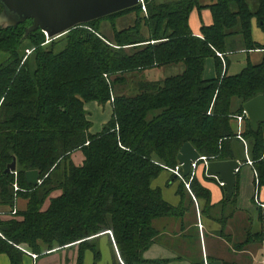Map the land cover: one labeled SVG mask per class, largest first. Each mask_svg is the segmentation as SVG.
Returning a JSON list of instances; mask_svg holds the SVG:
<instances>
[{
  "label": "trees",
  "instance_id": "1",
  "mask_svg": "<svg viewBox=\"0 0 264 264\" xmlns=\"http://www.w3.org/2000/svg\"><path fill=\"white\" fill-rule=\"evenodd\" d=\"M143 1L145 12L139 2L62 34L58 41L64 46L58 51L59 37L45 44L41 29L24 37L32 19L0 27V52L8 55L0 63V207L11 209L17 198L27 200L24 210L0 217V254L10 264H22V248L40 255L76 243L75 264H83L87 249L97 261L100 252L91 238L106 231L125 264H167V259L143 257L158 234L152 222L184 209L165 201L152 181L177 164L185 142L208 160H245L235 145L233 116L242 113L244 102L264 95V53L260 63L248 62L239 73L227 74L228 61L217 52L225 54L226 39L237 33L246 51H264V42H255L251 34L253 18L264 33V0H257L255 11L248 0H215L206 6L212 23L201 26L199 35L188 24L192 9L203 7L199 0ZM2 8L0 2V12ZM129 13L134 22L117 29L116 19ZM105 20L112 38L100 33ZM207 57L214 58L216 76L210 79L203 77ZM177 63L184 65L181 73L161 81L139 80L133 95L118 88L128 73ZM88 102L111 103L110 118L95 133L89 132ZM242 136L257 172V193L264 186V122L253 131L246 118ZM76 150L84 156L80 165L71 159ZM14 157L16 177L4 172ZM34 169L41 179L36 186L25 181V172ZM15 180L21 190H13ZM189 185L195 197L205 200L203 211L213 210L210 191L196 177ZM183 188L181 184L177 191L181 198ZM55 190L61 193L52 197ZM237 192L235 181L222 206L235 208ZM228 217L222 216L219 235L231 243L224 228ZM258 222L261 228H248L243 240L233 244L235 250L264 243L260 207ZM191 264L204 262L199 258Z\"/></svg>",
  "mask_w": 264,
  "mask_h": 264
},
{
  "label": "crops",
  "instance_id": "2",
  "mask_svg": "<svg viewBox=\"0 0 264 264\" xmlns=\"http://www.w3.org/2000/svg\"><path fill=\"white\" fill-rule=\"evenodd\" d=\"M213 2H215V0H199V3L203 7L200 9L193 8L190 12L188 24L194 35L200 34L201 26L210 25L212 23L211 11L206 6L212 4ZM131 14L132 13H129L117 18L115 26L117 25V20L123 19L124 17ZM142 33L145 36H148V29L144 27L142 29ZM112 34L113 33L111 30V32L106 37L112 38ZM251 34L252 39L255 42L260 44L264 42V33L259 28L255 18L251 20ZM226 50L227 51L222 55V58L224 61L225 59L228 61V66L226 69L227 74L239 73L247 65L248 62L252 64L260 63L263 59L264 53V51L261 49L246 51L244 49L242 36L238 33L231 35L226 39ZM235 53H237L236 56ZM232 56H235L239 63V67L237 69L238 71H229L232 63ZM177 64H181V66H179L178 68V73H181L184 69V65L182 63ZM164 67L165 66L153 67L151 69L140 71L138 73L152 72V75L157 77L159 76V72L153 71H160L161 69H165ZM215 76L216 74L214 58L207 57L204 65L203 77L204 79H210L214 78ZM143 80L161 81L158 79ZM91 105V109H89L88 107L85 109L88 110L87 112L90 114L87 115L88 119L93 125L96 124L95 131L93 129V125H91L92 127H90L89 132L95 133L100 131L102 125L110 118L112 108L110 102H107L105 105H100L96 102H93ZM233 124L234 127H236L235 121H233ZM240 142L239 140L236 141L235 145L236 148L240 150L239 154L241 156V159L244 158L245 160L237 159L239 162V169L236 173L238 192L235 208H233L229 203L223 204L222 206L223 197L226 194L224 186H221L219 184V180L217 177L208 176L206 174L202 162H199L193 177H196L198 182L210 191V205L212 206L213 210H208L207 213L203 211L204 207L206 206L205 200L197 197H195V200H193L191 196V194H193L192 191L188 190L185 187L181 179H179L180 182L173 183L170 187H164L162 183H157L155 185L157 187H155L151 183L152 187L159 188L161 190L162 197L165 201L175 207L181 205L184 210H181L180 215H177L179 217L164 216L153 220L152 225L158 231V234L155 237L154 243H152L150 247L144 251L143 257L145 259H167V264H191V260L193 259L202 258L203 262H209L207 258H214L215 260H221L222 262L224 261L229 264H237L234 260L233 254L236 255L241 252L249 251L251 247L255 246V244H250L245 247V249L239 251L235 250L233 247V244L235 242L243 240L248 228H251L253 225H257L258 229L261 228V224H259L258 222V212L259 207L261 209H264V186L259 188L256 193L253 168L252 166L245 163L246 157L244 153V146L243 144L241 145ZM241 151H243V154ZM78 152H80V154L77 157V160H72L76 165L82 164V161L84 159V156H82V152L80 150L74 151L71 154V159L72 156ZM162 171L171 173L173 179H176L174 174L169 169L166 168ZM165 175V177H167V174ZM181 184L184 185V188L182 189V198L177 193L178 188L181 186ZM26 203V199L17 198L15 204L16 210H24L26 207ZM1 211L7 212L9 211V208L0 207V212ZM223 215L229 216L226 220L227 222L224 228L225 232L232 237L231 243L219 235V231L222 229L220 222L223 219ZM203 216H206L208 218V221H204ZM0 217L8 218L9 215L0 214ZM198 222L202 224L201 229H199L198 227ZM91 239L93 243L97 239H104V243L109 245L111 258L106 259L104 264H125L119 255L113 236H111L108 231L100 233L92 237ZM259 245L261 246V248H259L258 251H260L262 255L264 252V243H261ZM88 250L90 249H87L84 252L83 264H85V258L87 256ZM46 253L47 254H44L43 252V254L37 255L35 259L26 254L22 259V264H44L46 258L50 256H56V260L59 261L58 264H75L78 255L77 243L71 246L56 249L50 253ZM262 257V262L264 263V255H262ZM0 264H10V260L6 254H0ZM55 264H57V262H55Z\"/></svg>",
  "mask_w": 264,
  "mask_h": 264
},
{
  "label": "water",
  "instance_id": "3",
  "mask_svg": "<svg viewBox=\"0 0 264 264\" xmlns=\"http://www.w3.org/2000/svg\"><path fill=\"white\" fill-rule=\"evenodd\" d=\"M3 8L0 12V27H13L27 19L33 23L25 30L26 38L30 32L41 29L48 37H55L67 33L78 25L109 15L111 13L134 6L140 0H0ZM251 129L257 131L259 124L264 122V95L259 94L242 105ZM201 155L189 143L185 142L178 154L177 163L181 165L182 176L191 172L193 161L199 160ZM239 169L238 160H209L205 171L208 176L217 177L224 183L227 198L233 194L236 173ZM16 170V159L7 164L5 173ZM38 170L25 172L27 184H39ZM209 264H222L221 260H212Z\"/></svg>",
  "mask_w": 264,
  "mask_h": 264
},
{
  "label": "rangeland",
  "instance_id": "4",
  "mask_svg": "<svg viewBox=\"0 0 264 264\" xmlns=\"http://www.w3.org/2000/svg\"><path fill=\"white\" fill-rule=\"evenodd\" d=\"M157 2H164V1H172V0H155ZM249 2V6L251 11H255L257 8V0H248ZM134 22V15H128L126 17H124L123 19H119L117 20V28L121 29L127 25H131ZM112 28L111 25L109 23V21L105 20L101 23L100 25V33L104 36H108V34L111 32ZM59 38L56 39L57 41L60 40L61 37H63V35L58 36ZM57 38V37H56ZM45 39H46V35H45ZM53 39V38H52ZM51 39H46L45 40V44H50ZM63 42L62 41H58L57 44L55 45V50L58 51L60 49L63 48ZM30 50V53L32 51L31 48H26L25 49V53ZM237 53H235L236 56ZM235 56H232V63H231V67L229 69V71H238V67H239V63L236 59ZM8 58V55L6 53L0 52V63H2L3 61H5ZM169 66V67H168ZM179 66H181V64H173V65H167L164 68L165 69H161L160 71L154 70L153 72H159V76L155 77L152 75V72H146V73H138V72H134V73H128L127 76V80L126 83H124L123 85L118 86L119 90L121 91V93H125L127 95H133L135 93H137L136 90V84L139 80H143V79H158V80H163L164 77L169 76V75H174L176 73L179 72L178 68ZM117 88V89H118ZM111 100V99H110ZM112 101V100H111ZM110 101V102H111ZM93 102H88L84 105V108H89L92 106ZM239 105V101L238 99H234L233 101V107L236 108ZM86 106V107H85ZM86 110V109H85ZM88 111V110H86ZM88 113V112H87ZM89 114V113H88ZM90 115V114H89ZM93 125V124H92ZM92 127V126H91ZM93 129L95 131L96 129V124L93 125ZM94 133V132H91ZM80 152L74 154L72 156V160L76 161L77 157L79 156ZM82 154V153H81ZM83 156V154H82ZM167 174V177H165ZM180 182V180L178 178L173 179L171 173L168 172H164L161 171V173L152 181V185L155 186L157 183H162V185L164 187H170L173 183H178ZM157 187V186H155ZM61 193L60 190H55L51 193V196H56L59 195ZM49 204V199H47L44 202L43 207H47V205ZM2 210V209H1ZM2 212V211H1ZM6 212V211H4ZM179 217V216H176ZM203 220L204 221H208V218L206 216H203ZM251 229L253 231H257L259 230L257 228V225H253L251 227ZM104 239H97L95 240V245L98 249V251L100 252V258L99 260L95 261L93 258V252L91 250L87 251V256L85 258V264H104L106 259H110L111 258V251L109 248L108 244H105ZM261 248V246L259 244H255V246L251 247V249H249V251L246 252H241L239 254H233L234 255V260L236 261L237 264H264L262 262V255H261L260 251H258V249ZM263 249V247H262ZM55 262H57V264L59 263L58 260H56V256H50L46 258V261H44V264H55Z\"/></svg>",
  "mask_w": 264,
  "mask_h": 264
},
{
  "label": "built area",
  "instance_id": "5",
  "mask_svg": "<svg viewBox=\"0 0 264 264\" xmlns=\"http://www.w3.org/2000/svg\"><path fill=\"white\" fill-rule=\"evenodd\" d=\"M140 3L142 5V10L145 12L144 1L143 0H140ZM58 36H60V35H58ZM58 36L48 37L46 35V39H52V38H56ZM29 53H30V50H28L26 52V54H29ZM217 55L222 58V54L221 53L217 52ZM111 100H113V97H111ZM245 119H246V113H245L244 110L242 111L241 114H237V115L233 116V120L236 122V127H235L236 138H238L242 142V144L244 146V153H245V157H246V162L245 163L248 164V165H250V166H252L253 173H254V177L256 179L257 178V172H256L255 168L253 167V161H252V159L249 157L248 149H247V142L244 139V137L242 136V132H243V129H244V120ZM208 161L209 160L205 156H201L199 160L193 161L192 164H191V172L189 174L190 175V178H189L188 181H186L184 179V177L182 176V168H181V165L179 163H177L173 168H168V169L174 174V176L176 178L181 179L183 181L185 187L188 190H190V185H189L190 184V180L194 176L195 170L197 169L199 162H202L204 168H206V165H207ZM236 170L238 171V168ZM11 173H13L14 176L16 177V175H17V171L16 170L13 171V172H11ZM38 182L40 183L41 182V179ZM219 184L221 186H224V183L221 180H219ZM12 186H13V190H15V191L21 190L16 180L13 182ZM191 196H192L193 200H195V196L193 194H191ZM16 211H17L16 208L13 207V208L9 209V211H7V212H4V211L0 212V214L9 215L10 216V215H15ZM198 227H199V229L202 228V224L199 223V222H198ZM108 232L111 234L110 231H108ZM111 236H112V234H111ZM22 249L24 250V252L26 254L30 255L33 259H35L37 257V255L34 254L33 252H31L29 249H27V248H22ZM204 263L205 264H209V262H204Z\"/></svg>",
  "mask_w": 264,
  "mask_h": 264
}]
</instances>
